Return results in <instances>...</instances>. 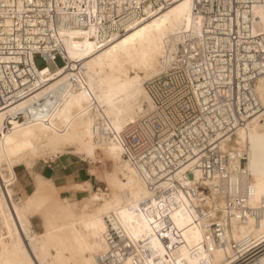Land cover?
<instances>
[{"label": "bare ground", "instance_id": "bare-ground-1", "mask_svg": "<svg viewBox=\"0 0 264 264\" xmlns=\"http://www.w3.org/2000/svg\"><path fill=\"white\" fill-rule=\"evenodd\" d=\"M204 1L212 0L2 4L0 26L18 42L0 47V75L11 62L25 63V73L35 79L26 77L20 90L6 88L0 94V264H185L169 247L178 250L190 238L201 252L200 264H231L234 243L264 238V113L221 146L236 171L228 181L208 176L190 158L170 175L165 170L154 177L144 165L124 158L119 141L141 120L163 122L153 118L155 79L182 67L184 59L189 66L198 64L187 59L191 50L199 49L207 59L216 32L213 19L202 13ZM134 6L132 21L115 20L130 15ZM262 9L255 7L251 14L254 36L264 37ZM42 40L55 41L66 66L46 74L37 70L33 53L43 48ZM40 51L47 56L50 49ZM214 68L206 62L187 74L193 79ZM254 91L264 105V75ZM63 156L93 164L89 173L103 188L94 189L89 180L58 186L35 170L36 163ZM20 166L33 179V190L23 199L15 197L8 178L9 170ZM63 192L70 196L62 198ZM229 198H243L254 215L245 222L229 219L224 214ZM201 205L217 210L225 245L206 240L209 233L194 210ZM119 213L126 215L122 219ZM34 218L41 233L33 228Z\"/></svg>", "mask_w": 264, "mask_h": 264}, {"label": "built area", "instance_id": "built-area-1", "mask_svg": "<svg viewBox=\"0 0 264 264\" xmlns=\"http://www.w3.org/2000/svg\"><path fill=\"white\" fill-rule=\"evenodd\" d=\"M6 1L0 0V7ZM203 7V15L213 19L216 32L214 46L206 52L207 59L199 49L191 50L187 59L198 64L189 66L184 59L182 67L155 79L151 83L157 105L153 118L163 119V122L150 123L149 119H144L129 126L119 136L124 158L144 165L154 177L165 170L170 175L183 163L194 160L208 176L213 174L228 181L236 171L221 146L236 130L247 127L264 113V105L254 91L256 80L264 75V37L252 35L250 28L252 11L255 7L264 8V0H212L204 1ZM137 10L134 6L130 15L120 14L115 20L121 22L129 17L132 21ZM0 37L6 38L0 43L3 48L18 42L2 26ZM40 43L43 48L34 51V61L39 59L55 68L66 66L54 40ZM48 48L50 52L45 56L40 50ZM206 62L214 63L211 74L195 73L191 79L187 74L189 68H202ZM7 65L9 67L4 66V74L0 75V94L6 88H9L8 92L20 90L25 86L23 79L26 77L28 81L35 79L25 73L27 64L11 62ZM194 89L198 92L197 97ZM3 103L0 96V105ZM159 165L164 168L160 169ZM189 176L193 178L192 174ZM194 210L199 219L197 222H202L206 234L209 233L206 240L212 238L217 247L225 245L222 239L225 226L216 217L217 210L204 205L195 206ZM226 210V213L217 214L224 213L229 219L236 217L242 222L254 215L243 198L227 199ZM232 247L234 259L231 264H259L264 258V238L258 242L245 239Z\"/></svg>", "mask_w": 264, "mask_h": 264}, {"label": "rangeland", "instance_id": "rangeland-1", "mask_svg": "<svg viewBox=\"0 0 264 264\" xmlns=\"http://www.w3.org/2000/svg\"><path fill=\"white\" fill-rule=\"evenodd\" d=\"M34 63H35L37 70L41 74H46L48 72H54L56 69L53 65H46L39 59H36V61H34ZM61 64L62 63L60 61H58V65L61 66ZM60 158L55 160L54 162H51L48 160L47 164H45L43 162H38L35 165V170L40 172V169L44 166H49L52 164L58 166V164H60V161L65 163L67 160H73V161L79 163L84 170L85 169L88 170V166H89V169L94 168L93 164L82 162L79 158L74 157V156H63ZM106 165L110 166V164H107V163H106ZM9 171L10 172H8V178L11 179V181H12L11 185L15 191V197L17 199H19V198L23 199L26 195L30 194L31 191L33 190L32 177H31L30 173L23 166L17 167L15 169H11ZM91 181L93 182L94 189H97L98 187L103 188V184L99 183L95 177L92 178ZM83 195H84L83 193H76L77 198H80ZM69 196H70V193L69 194L68 193L61 194L62 198H66V197L68 198ZM32 225H33V228L36 232H38V233L42 232L41 222L38 218L32 219ZM169 249H170L169 252L172 253L173 255H174V253H176V255H174V256L177 257V259H180V258L183 259V262L185 264H200L201 252L197 250L195 240L192 238L187 239V241L183 245V247H181L178 250H176V248H174L173 246H170Z\"/></svg>", "mask_w": 264, "mask_h": 264}, {"label": "crops", "instance_id": "crops-1", "mask_svg": "<svg viewBox=\"0 0 264 264\" xmlns=\"http://www.w3.org/2000/svg\"><path fill=\"white\" fill-rule=\"evenodd\" d=\"M89 171H90L89 166H88V170L86 169L84 170L79 163L73 160H67L65 163L60 161V164H58V166L52 164L49 166H44L40 169V172L45 177L54 180L55 183L58 184V186H62L64 184L71 186L72 184L88 181V180L93 185L91 179L94 177L90 175ZM63 193L69 194L70 192H63Z\"/></svg>", "mask_w": 264, "mask_h": 264}, {"label": "snow or ice", "instance_id": "snow-or-ice-1", "mask_svg": "<svg viewBox=\"0 0 264 264\" xmlns=\"http://www.w3.org/2000/svg\"><path fill=\"white\" fill-rule=\"evenodd\" d=\"M262 15H264V9H262ZM119 215H120V217L123 219V218L125 217L126 214H125V213H119ZM189 223H190V222H189ZM114 227H115L117 230H119L120 225H119V224H114ZM98 230L101 231V232L105 231L103 225H99V226H98ZM128 264H133V262H132L131 260H129ZM176 264H179V262H176Z\"/></svg>", "mask_w": 264, "mask_h": 264}]
</instances>
